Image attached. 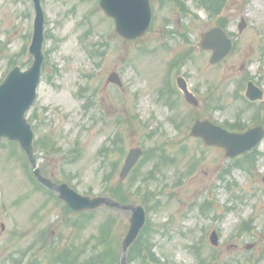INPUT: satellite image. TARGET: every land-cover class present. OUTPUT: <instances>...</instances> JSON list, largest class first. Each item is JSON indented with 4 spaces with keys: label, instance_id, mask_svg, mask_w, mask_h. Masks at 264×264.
Segmentation results:
<instances>
[{
    "label": "rangeland",
    "instance_id": "rangeland-1",
    "mask_svg": "<svg viewBox=\"0 0 264 264\" xmlns=\"http://www.w3.org/2000/svg\"><path fill=\"white\" fill-rule=\"evenodd\" d=\"M183 1L189 15L197 16L184 19L175 0H151L154 24L130 40L115 33L113 20L98 0H41L44 63L27 114L37 112L33 121L37 163L45 177L67 182L81 194H100L110 165L100 164L97 149L107 143L108 134L114 135L117 119L122 118L123 142L116 144L117 151L123 148L126 154L131 147L162 144L176 156L173 165L163 163L159 177L139 191L138 181L134 184L128 176L119 182L125 156L118 154V172L111 182H119L125 202L138 203L148 189L155 192L143 240L145 244L147 237L155 244L159 261L148 259L143 244L136 248L147 259L141 250L134 259V249L131 264H206L214 256L211 264H245L249 258L251 264H264V139L254 165L242 156L234 158L239 159L234 165L236 160L223 149L189 136L196 119L224 122L237 119L241 109H246L245 121L250 116L264 119V101L259 108L257 102L244 103L236 96L247 77L264 86V0H226L223 13L239 42L217 65L209 63V52L197 49L200 33L213 22L200 8V0ZM33 12L31 0H0V81L14 64L26 63L23 69L30 64ZM241 16L247 24L238 33ZM172 64L174 70L167 73ZM113 71L120 75L121 87L111 82ZM177 71L185 73L196 89V106L181 93L170 95L165 89L164 84L175 87ZM208 91L214 100H222L221 110L208 107L215 102L206 99ZM179 117L182 134L174 136ZM110 158L117 160V155ZM150 168L151 163L143 161L139 175ZM62 205L54 191L34 184L17 144L0 139V264H77L107 245L120 251L127 212L99 208L93 214H65ZM107 217L114 222L103 241ZM248 219L252 230L240 232V223ZM211 230L218 233L217 246L209 243ZM250 243L253 246L246 249ZM67 250L79 255H67Z\"/></svg>",
    "mask_w": 264,
    "mask_h": 264
},
{
    "label": "water",
    "instance_id": "water-1",
    "mask_svg": "<svg viewBox=\"0 0 264 264\" xmlns=\"http://www.w3.org/2000/svg\"><path fill=\"white\" fill-rule=\"evenodd\" d=\"M36 19L32 44L29 48L33 56L31 66L21 71L18 66L14 67L0 84V137H6L11 141L18 142L21 149L27 154L33 173L37 180L47 187L57 191L59 197L63 199L72 209L79 211L84 209H94L100 206L120 207L132 212L130 216V228L122 243L121 263L125 261V253L130 243L137 236L144 224L145 212L139 205H121L107 197L82 196L70 188L66 183L56 184L45 178L37 164L33 153V131L30 123L25 118V111L31 105L35 97V89L39 80L40 66L42 62L41 43L42 37V11L39 1L35 0ZM100 6L104 11L115 19V30L124 38H134L141 35L148 26L150 19V9L147 0H100ZM199 48L211 49V62H216L230 50V42L226 38L219 37L221 33L213 29L201 35ZM111 81H117L115 75ZM178 86L182 89L185 97L196 103L193 95L188 92L185 82L178 79ZM192 135L200 136L208 144H216L226 149L227 154L233 156L253 146L262 135V131L257 128L245 134L227 133L225 130L210 122L197 121L192 127ZM139 151L131 150L129 157L121 172L124 177L130 166L138 156ZM211 240L215 242V236Z\"/></svg>",
    "mask_w": 264,
    "mask_h": 264
},
{
    "label": "trees",
    "instance_id": "trees-1",
    "mask_svg": "<svg viewBox=\"0 0 264 264\" xmlns=\"http://www.w3.org/2000/svg\"><path fill=\"white\" fill-rule=\"evenodd\" d=\"M108 193L113 197H115V195H116L114 192H111V191H109ZM121 201H125V200L123 199ZM109 221L110 220L108 219L107 222H109ZM101 254H102L103 258L107 259V260H116L117 259V253H116L115 249H112L109 245L106 246L105 250L102 251Z\"/></svg>",
    "mask_w": 264,
    "mask_h": 264
},
{
    "label": "flooded vegetation",
    "instance_id": "flooded-vegetation-1",
    "mask_svg": "<svg viewBox=\"0 0 264 264\" xmlns=\"http://www.w3.org/2000/svg\"><path fill=\"white\" fill-rule=\"evenodd\" d=\"M219 17L218 18V23L224 27V29H231V25H230V22H229V19L226 17V15L224 13H219ZM216 21V20H215ZM214 23V22H213ZM229 33V32H228ZM229 35L233 38V40H235V38L238 40L239 39V36H235V35H232L229 33Z\"/></svg>",
    "mask_w": 264,
    "mask_h": 264
}]
</instances>
